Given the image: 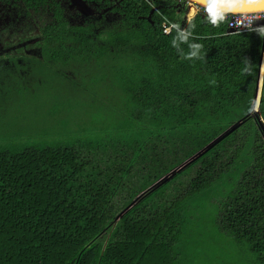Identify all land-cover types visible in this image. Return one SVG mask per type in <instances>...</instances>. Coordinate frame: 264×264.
Listing matches in <instances>:
<instances>
[{"label": "trees", "instance_id": "1", "mask_svg": "<svg viewBox=\"0 0 264 264\" xmlns=\"http://www.w3.org/2000/svg\"><path fill=\"white\" fill-rule=\"evenodd\" d=\"M82 1L90 14L76 10L82 23L72 24L71 0H0V43L35 39L50 61L93 69L119 99L117 123L96 136L0 135V264H177L205 199L264 264V86L253 110L264 29L228 33V15L213 22L204 9L188 21L183 0Z\"/></svg>", "mask_w": 264, "mask_h": 264}, {"label": "rangeland", "instance_id": "2", "mask_svg": "<svg viewBox=\"0 0 264 264\" xmlns=\"http://www.w3.org/2000/svg\"><path fill=\"white\" fill-rule=\"evenodd\" d=\"M71 1L69 20L81 24L76 10L84 16L90 10L80 0ZM32 40L0 43V127L5 128L0 135L30 144L82 130L95 135L98 128L114 126L119 105L116 90L96 84L98 75L87 65L50 61ZM218 207L215 200L205 199L202 211L188 221L176 251L177 264H258L247 246L233 243L219 228Z\"/></svg>", "mask_w": 264, "mask_h": 264}, {"label": "water", "instance_id": "3", "mask_svg": "<svg viewBox=\"0 0 264 264\" xmlns=\"http://www.w3.org/2000/svg\"><path fill=\"white\" fill-rule=\"evenodd\" d=\"M183 1L188 2L189 4L197 6L199 8L208 10L210 12H215L222 15H238V14L264 12V0H183ZM263 86H264V72L261 76V82H259V86H258V94L256 96L253 105V110L256 115H259V106L261 103V94H262ZM259 91H260V100L257 107ZM242 124L243 123H240L237 126H234L228 132L223 134L218 140L212 143L206 150H204L199 154H196L194 157H192L182 165L175 168L169 174L162 177V179L158 182V184H156V186L152 188V190L149 193L155 191L157 187L172 179V177L177 172H180L181 170L190 166L191 164L196 162L200 157L206 154L208 151L214 149L217 145H219L224 139L230 136L233 132H236L242 126ZM260 124L264 129V123L262 120L260 121Z\"/></svg>", "mask_w": 264, "mask_h": 264}, {"label": "built area", "instance_id": "4", "mask_svg": "<svg viewBox=\"0 0 264 264\" xmlns=\"http://www.w3.org/2000/svg\"><path fill=\"white\" fill-rule=\"evenodd\" d=\"M143 1L150 4L155 0H143ZM197 10L202 11V8L197 7ZM207 11L208 10H205L206 13ZM210 13L213 14L212 17L213 22L216 20L217 17L220 16L227 17V15H222L215 12H210ZM162 27H163V32L166 35H170L173 32V30L176 29L175 25L168 21L163 22ZM258 28L264 29V12L228 15V22H227L228 33L233 34V33L250 32Z\"/></svg>", "mask_w": 264, "mask_h": 264}, {"label": "crops", "instance_id": "5", "mask_svg": "<svg viewBox=\"0 0 264 264\" xmlns=\"http://www.w3.org/2000/svg\"><path fill=\"white\" fill-rule=\"evenodd\" d=\"M80 1L83 2L82 0H80ZM84 6H85V8H87V6L85 4H84ZM188 9H189V11H188V21H190L192 18H194L197 15V13L200 12V11L197 10L196 6L191 5V4L188 5Z\"/></svg>", "mask_w": 264, "mask_h": 264}, {"label": "bare ground", "instance_id": "6", "mask_svg": "<svg viewBox=\"0 0 264 264\" xmlns=\"http://www.w3.org/2000/svg\"><path fill=\"white\" fill-rule=\"evenodd\" d=\"M260 86H262V85H260ZM259 96H260V95H259ZM258 102H259V101H257V107H258Z\"/></svg>", "mask_w": 264, "mask_h": 264}]
</instances>
